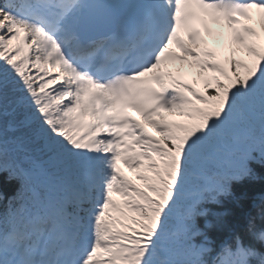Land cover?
Wrapping results in <instances>:
<instances>
[{
  "label": "snow or ice",
  "instance_id": "6c2138e0",
  "mask_svg": "<svg viewBox=\"0 0 264 264\" xmlns=\"http://www.w3.org/2000/svg\"><path fill=\"white\" fill-rule=\"evenodd\" d=\"M253 9L264 29V0H0V171L22 181L0 211V264H264L239 242H192L196 206L264 158V43L229 77L192 26L203 13L259 42L233 28ZM189 57L192 83L168 67Z\"/></svg>",
  "mask_w": 264,
  "mask_h": 264
},
{
  "label": "trees",
  "instance_id": "16d2710c",
  "mask_svg": "<svg viewBox=\"0 0 264 264\" xmlns=\"http://www.w3.org/2000/svg\"><path fill=\"white\" fill-rule=\"evenodd\" d=\"M203 75L204 78L214 76L206 70ZM217 78L225 85L229 83L225 77ZM198 85L202 90V84ZM214 88L213 83L210 91ZM220 136H224L223 132ZM247 166L250 170L248 175L230 181V194L219 196L216 201L207 198L196 206V211L200 214L193 218V230L199 233L193 237L195 245H203L215 253L225 246L235 247L239 242L243 247L264 253V241L259 239V233L264 232V158L253 152ZM229 171L230 169H225L221 177L215 178V182L219 184L226 181ZM8 175L7 171H0V194L3 196L0 211L17 194L22 183L19 179L9 180ZM132 180L137 185L140 184L135 178ZM185 211L187 214L189 210Z\"/></svg>",
  "mask_w": 264,
  "mask_h": 264
},
{
  "label": "rangeland",
  "instance_id": "374dc122",
  "mask_svg": "<svg viewBox=\"0 0 264 264\" xmlns=\"http://www.w3.org/2000/svg\"><path fill=\"white\" fill-rule=\"evenodd\" d=\"M259 18L256 19L253 17L252 21H241L240 24L234 25L233 28L237 29L238 26L247 25L249 27L256 29V26H257L258 27L257 31H259V34H260L259 35L260 41L258 43H264V29H261V27H260ZM259 28H260V30H259ZM212 30L213 29L208 30V32L206 34H203V35L200 33V37L206 43L201 44L199 49H195V50L200 51V52H202V50L214 52L216 54V57H217L216 63H218L224 69V71L227 74H229V69H228V65L225 63V59L223 58V54H224V52H227L228 50L231 51V49H232L233 52H235L234 58L236 59L237 62L242 61L241 63H243V61H244L245 64L251 65L252 57L250 56V54L246 50L242 51V49L240 48L238 43L234 42L232 30L229 29V27L226 23L224 26L222 23L219 24L218 26H214V30L213 31ZM215 31L218 32V36H219V40H220L221 45H218L212 37ZM206 35H211V36L209 38ZM181 36L183 38H186V32H184V33L181 32ZM181 53H183V52H181ZM191 62H192L191 58L189 57V58H187V63H185L183 66L179 63L174 68H173L172 64H169L168 67H169V70L173 73V75L175 72L174 69L177 70L178 68H182V73H184L185 71L191 69L190 67H188V63H191ZM243 71H244V69H241V72H243ZM182 73H179V74H182ZM213 73H215V72H213ZM215 74H219V73H215ZM200 107H203V106H200ZM133 117L136 120L140 121L141 123L143 122L141 120V118H139L135 115H133ZM174 118L177 119V121L183 120V123H190V121H187L182 117H174ZM145 126L148 127L147 125H145ZM148 130L152 131L150 129H148ZM224 130L226 131V129H222L221 131H224ZM218 147H219V145L217 146V148ZM135 174H137V173L135 172Z\"/></svg>",
  "mask_w": 264,
  "mask_h": 264
},
{
  "label": "bare ground",
  "instance_id": "6f19581e",
  "mask_svg": "<svg viewBox=\"0 0 264 264\" xmlns=\"http://www.w3.org/2000/svg\"><path fill=\"white\" fill-rule=\"evenodd\" d=\"M243 25H241V26H238L237 27V29H239V28H241ZM205 32V31H204ZM258 33V32H257ZM259 34V33H258ZM207 37H209L210 38V36L211 35H206ZM213 39L216 41V43L218 44V45H221V43H220V40H219V36H218V33H215V34H213ZM197 39H198V41L199 40H201L202 38L201 37H197ZM203 40V39H202ZM254 43H258L257 41H255V39L253 38V37H248V36H245L244 37V43H242V44H238L239 46H240V48L242 49V51H247V48H248V46H250V45H252V44H254ZM242 62V61H241ZM174 66H176V65H178V61H174V62H171ZM243 63H244V61H243ZM168 120L169 121H175V122H177V123H183V120H178L177 121V119H175L174 117H168Z\"/></svg>",
  "mask_w": 264,
  "mask_h": 264
}]
</instances>
